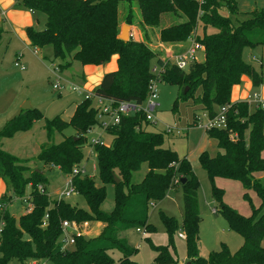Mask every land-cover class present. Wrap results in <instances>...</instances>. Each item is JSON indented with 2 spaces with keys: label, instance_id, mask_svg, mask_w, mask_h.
<instances>
[{
  "label": "trees",
  "instance_id": "16d2710c",
  "mask_svg": "<svg viewBox=\"0 0 264 264\" xmlns=\"http://www.w3.org/2000/svg\"><path fill=\"white\" fill-rule=\"evenodd\" d=\"M120 3H135L141 23L150 28L158 26L162 14L179 12L183 22L158 30L161 43L194 38L196 22L201 23L203 32L206 28L213 29L211 34L204 32L201 38L196 37L204 49L203 61L193 63L187 71H180L158 59L156 52L144 42L119 40ZM14 8L45 17L43 29L29 27L25 33L32 48H51L52 60L61 62L60 71L73 62L81 66H101L112 57L117 58L116 70L104 74L92 92V99L79 102L67 122L59 116L45 121L48 141L55 132L61 133L66 127H70L73 134L63 137L59 144L42 145L34 159L45 167L71 175L82 160L87 146L86 134L99 126L93 100H110L114 106L122 102L140 105L146 100L148 85L153 79L179 88L174 106L179 101L191 100L193 107L213 117L219 107L229 105L225 129L204 132L219 151L214 156L203 151L197 161L211 184V197L217 212L225 219L229 230L242 237L243 244L234 253L221 244L219 251L210 253L207 258L198 255V182L189 161L164 148V136L149 132V122L139 111L120 117L116 125L104 130L112 137L110 144L91 145L100 186L79 174L71 177L73 192L84 199L87 210L62 199L51 201L43 171L31 169L29 160L17 159L0 149V179L6 181L7 189L12 192V196L0 198V264L11 260L21 264L30 260L36 264H136L133 257L137 249L120 235L132 229L152 232L148 223L150 207L161 202L176 186L182 191L180 228L185 234V264H264V210L253 208L249 217L240 215L224 205L223 191L214 184L218 178L239 181L245 190H252L258 196L264 207V158L261 156L264 112L262 109L250 112L246 102L230 101L232 88L240 84L243 76L253 87L264 85L262 75L242 59L243 49L264 47V8L239 13L235 0H203L200 3L197 0H18ZM221 10H226L227 16H222ZM2 34L0 28V40ZM152 61L162 67L159 75L151 73ZM41 118L36 109L23 110L0 130V143L17 133L27 132L31 123ZM143 164L147 170L142 180L133 184L132 174ZM257 174H261V180L256 178ZM114 177L119 180L117 184ZM107 185L114 188V204L108 214L100 210ZM13 197L25 198L29 205L28 212L18 219L7 209ZM159 216L171 239L178 229L177 221L161 212ZM63 221L100 222L104 227L91 239L74 235L71 248L61 249ZM152 250L154 264H179L167 246H152ZM114 253H117L116 260L111 256Z\"/></svg>",
  "mask_w": 264,
  "mask_h": 264
},
{
  "label": "rangeland",
  "instance_id": "374dc122",
  "mask_svg": "<svg viewBox=\"0 0 264 264\" xmlns=\"http://www.w3.org/2000/svg\"><path fill=\"white\" fill-rule=\"evenodd\" d=\"M197 1L200 3L203 0ZM235 1L237 2L239 13L264 8V0ZM220 14L227 16L228 13L226 10H221ZM37 17H40L42 22H39L35 26V29L41 30L44 28L45 17L38 13ZM128 17L129 19H127ZM183 21L184 18L179 15V12L175 14H162L158 26L150 28L141 23L140 13L135 3H120L118 6L119 34L121 26L127 25L129 27V40L144 42L150 49L156 52L158 59L168 63H172L174 58L188 47L190 39L199 44L196 41V37L201 38L204 32L205 34L214 32L211 28H206V31L203 32L201 23L196 22L193 30L194 38L190 36L184 42H160L158 36L159 29ZM201 50H204L203 47ZM34 51L36 54L33 53ZM50 57V50L40 52L32 47H24L19 42H16L9 30H5L2 34L0 40V130L8 121L20 115L23 111L22 107L26 103L29 105L28 110H38L42 118L34 120L27 132L17 133L11 139L2 140L0 149L17 159L29 160L28 166L31 169L35 168L43 171L47 180L46 191L51 201L62 199L80 209L87 210L84 199L76 193L71 192L68 197L63 196L62 193L65 190L68 175H64L51 167H45L34 159L42 145L49 143L59 144L63 137L73 134V130L70 127H66L61 133L55 132L52 139L48 141L44 129L45 121L59 116L64 122H67L70 116H72L75 106L85 98V92L77 93V91L73 90L75 83L70 78L72 74L77 73V70L80 71L83 66L77 62H73L70 67L60 72L58 71L57 76H54V69L61 62L55 61L53 63L52 60H49ZM196 57L200 59L201 52L197 51ZM255 57L258 59L261 57V48L243 49L242 59L247 64L253 65L256 69L255 61L252 60ZM44 58H48V60ZM15 63H18L19 66L16 67ZM154 63L152 61L151 67L154 66ZM103 72L106 74L111 71L103 67ZM262 72L264 74V69ZM179 93V88L173 84L161 82L156 84V99L154 101L158 104V108L150 113L151 120L149 121L147 130L151 133H161L164 136V148L174 151L179 158H186L189 161L191 171L198 182L196 191L197 210L200 217L199 240L197 244L198 255L201 258H207L210 253L219 251L221 244L226 245L230 253H234L243 244V239L238 234L229 230L227 222L217 212L216 204L211 197V184L197 161V157L201 152L205 151L208 155L214 156L216 151L219 150L216 148L213 140L206 138L201 128L192 126L194 117L202 119V112L199 111L198 107L192 106L191 100L186 102L179 101L174 106ZM253 93L258 94L257 89L252 90L251 94ZM93 105L94 107L97 106L95 100H93ZM253 109L255 108L250 103L249 111L251 112ZM101 120H107V118ZM169 130L171 133H167ZM94 140H98L100 144L108 145L112 137L100 130L99 126L93 127L86 134L87 146L83 150V157L79 163V170L81 171L79 175L91 178L97 186H100L96 157L91 147ZM261 156L264 158V150L261 152ZM146 170V165L143 164L137 172L132 174L131 182L133 184L139 183ZM256 176L258 180H261V174H257ZM5 182V180L0 179V198L2 196H12V192L7 189ZM174 182L177 183L176 180ZM214 184L223 191L222 202L224 205L240 215L249 217L253 208L260 207L262 211L264 210V207H261L258 196L252 190H245L239 181L218 178L214 181ZM2 187H5V193L1 191ZM26 193H28V190ZM113 204L114 188L112 185H107L105 187V198L100 206V210L108 214L112 211ZM182 205L181 187L176 186L165 194L161 202L156 204V206L150 207L148 223L153 228L152 232L145 231L143 235H140L135 232V229H132L120 235L131 247L137 249V254L133 257V261L136 264H154L155 253L152 250V246H167L170 255L179 264L186 263L185 234L180 228L183 213ZM28 207L29 205L25 198L18 199L13 197L7 205L9 214L15 219L23 215L25 210H28ZM159 212L169 218H173L178 223V229L171 239L165 232ZM75 224L80 227L84 223ZM92 226L93 223L85 227L84 230L87 231ZM70 234L76 235L74 232ZM180 235H183L184 238H181ZM80 236L88 239L94 238L91 235L87 237L88 235L80 234ZM62 238L63 235H61L60 240ZM262 245L264 246V242ZM70 248V246L67 247V249ZM111 256L116 260L117 253ZM34 262L30 260L25 264H33ZM7 264L21 263L11 260Z\"/></svg>",
  "mask_w": 264,
  "mask_h": 264
},
{
  "label": "built area",
  "instance_id": "2783aa9c",
  "mask_svg": "<svg viewBox=\"0 0 264 264\" xmlns=\"http://www.w3.org/2000/svg\"><path fill=\"white\" fill-rule=\"evenodd\" d=\"M188 47L180 54H178L175 58L172 64L174 65L178 70L180 71H187L189 69V66L193 63H198L197 61V51L200 52L202 49V46L197 44L193 39L189 40ZM36 53V52H34ZM15 66L18 67V63H15ZM59 71L58 67H55L54 69V76H57V72ZM162 72V67L158 65H154L151 68V73L154 75H159V73ZM159 82V80L153 79L149 82L148 85V93L146 100L140 104L135 105L133 103H117L114 106V102L110 100H103V99H95L97 106L95 107L97 109V120L99 122L100 130L104 132V130L112 125H116L120 117L131 115L133 113L142 111L145 114L146 121L149 122L151 120L150 113L153 112L156 108H158V104L154 101L156 99L155 90H156V84ZM73 90L77 91V93H82V91L78 87H74ZM93 97L92 93L85 94L84 99H88ZM249 102H251L254 105L255 109H262L264 112V99H261L259 96L252 95V97H249ZM229 105L221 106L217 109L216 114L213 117H208L206 113L202 114V119L200 117H194L195 120V126L201 128L204 132L208 131L213 128L217 129H225L226 127V113L229 109ZM103 118H107V120H101ZM167 133H171L170 130L167 131ZM231 138H234L231 136ZM99 143L98 140L92 141L91 145ZM81 171L79 170V167H76L72 170L71 175L68 176V180L65 184V190L62 193L63 196L68 197L71 192H73V188L71 185V177L74 175L80 174ZM0 209H2V205H0ZM61 231L63 238L60 240L61 243V249H67L68 246H72L74 244V235H71V232L76 233V236H79L81 234V228L79 225L75 223H70L67 221H63L61 223ZM135 232L143 235L144 230L142 229H135ZM69 235V236H68ZM181 238H184L183 235H180ZM36 264V263H33Z\"/></svg>",
  "mask_w": 264,
  "mask_h": 264
},
{
  "label": "crops",
  "instance_id": "0c3cea01",
  "mask_svg": "<svg viewBox=\"0 0 264 264\" xmlns=\"http://www.w3.org/2000/svg\"><path fill=\"white\" fill-rule=\"evenodd\" d=\"M16 1L18 0H0V28L3 30V33L5 32V30H9V32H11V34L13 35L14 40L22 44L24 47L25 46L31 47L29 41L27 40L25 30L26 28L29 27L35 28V26H37L39 22H42V19L40 17H37V13L28 10L15 9L14 5ZM156 37L158 36L156 35ZM48 48L50 47H44L42 49H37V48L34 49L40 52L43 50H50L51 59L49 58V60H52V51L51 48L50 49ZM259 48H261V57L259 59L256 57L252 58V60L255 61L257 68L255 69L253 65L251 66L262 75V78L264 80V74L262 72V70L264 69V47H259ZM200 52H201V58L197 59L198 62H202L204 58L203 51L201 50ZM44 59L48 60V58H44ZM52 62L54 63L55 61L52 60ZM103 67H106L108 71L111 72L115 71L117 67V58L112 57L107 64L101 66H83L81 67L80 71L77 70L76 74L74 73L71 75L70 78L73 80V83H75V86L77 85L76 87H78L82 91V93L85 92L84 97L86 93L87 94L92 93L93 90L100 84L101 79L104 76ZM256 89L258 94L255 93L251 94V91ZM252 95H256L259 96L261 99H264V85H261L259 87H253L251 81L247 77L243 76L240 80V84L232 88L230 101L231 103L240 102V101L246 102L249 108V105L251 103V102L249 103V97L250 96L252 97ZM254 110L255 109H253L251 112H253ZM263 132H264V127H263ZM52 169L58 171L57 168H52ZM1 191L5 193V187H2ZM27 211L28 210H25L24 213H26ZM92 223H93L92 228L85 231L84 228ZM103 227L104 225L100 222L84 223L80 226L81 234L86 236L88 235L87 237H89L90 235L92 237H96L100 234Z\"/></svg>",
  "mask_w": 264,
  "mask_h": 264
},
{
  "label": "water",
  "instance_id": "95a60500",
  "mask_svg": "<svg viewBox=\"0 0 264 264\" xmlns=\"http://www.w3.org/2000/svg\"><path fill=\"white\" fill-rule=\"evenodd\" d=\"M118 39L123 41V42H127L129 40V27L127 25H123L120 28V34L118 36ZM186 92V89L184 90V93ZM23 110H28L29 109V105L26 103L23 107ZM119 182V180L114 177V183L117 184ZM182 183L184 182V180L181 181Z\"/></svg>",
  "mask_w": 264,
  "mask_h": 264
}]
</instances>
